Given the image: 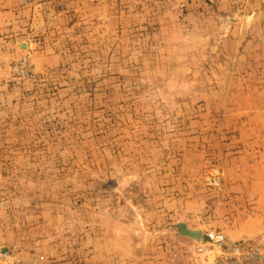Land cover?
Listing matches in <instances>:
<instances>
[{"label": "rangeland", "instance_id": "374dc122", "mask_svg": "<svg viewBox=\"0 0 264 264\" xmlns=\"http://www.w3.org/2000/svg\"><path fill=\"white\" fill-rule=\"evenodd\" d=\"M264 251V0H0V264Z\"/></svg>", "mask_w": 264, "mask_h": 264}, {"label": "built area", "instance_id": "2783aa9c", "mask_svg": "<svg viewBox=\"0 0 264 264\" xmlns=\"http://www.w3.org/2000/svg\"><path fill=\"white\" fill-rule=\"evenodd\" d=\"M195 257L185 264H264V251L229 241L219 231L196 241Z\"/></svg>", "mask_w": 264, "mask_h": 264}, {"label": "water", "instance_id": "95a60500", "mask_svg": "<svg viewBox=\"0 0 264 264\" xmlns=\"http://www.w3.org/2000/svg\"><path fill=\"white\" fill-rule=\"evenodd\" d=\"M181 232L185 235L191 236L195 240H198L201 234L200 231L198 230H185V229H182V227H181Z\"/></svg>", "mask_w": 264, "mask_h": 264}]
</instances>
